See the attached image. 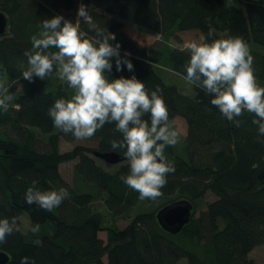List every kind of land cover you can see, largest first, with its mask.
<instances>
[{"label": "trees", "instance_id": "16d2710c", "mask_svg": "<svg viewBox=\"0 0 264 264\" xmlns=\"http://www.w3.org/2000/svg\"><path fill=\"white\" fill-rule=\"evenodd\" d=\"M101 1L111 2L107 11L117 19L89 15L115 35L109 43H119L120 56L133 65L130 72L122 64L118 72L113 58L112 70L105 75L110 80L134 75L149 92L158 85L169 122L180 116L187 125L183 139L186 157H176L170 163L175 172L167 176L162 195L147 201L172 196L176 198L169 202L188 199L193 203L191 219L176 235L163 231L152 212L136 214L123 228L103 227V216L94 207L92 193L76 192L62 178L59 165L77 159L75 175L105 194L104 206L114 220L126 219L139 201V193L119 179L129 172L127 161L108 171L93 155L94 151L123 154V150H113L110 143L121 140L122 134L116 131L115 123H106L94 136L83 140L55 130L48 109L56 99H70L73 89L58 79L55 69L44 80L33 77L32 82L24 80L19 70L21 64L27 67L23 53L31 49V37L41 30L42 21L56 16V8L71 10L74 0H0V11L8 19L7 29L0 36V83L5 85L3 78L8 77L21 80L25 86L19 95L8 88L13 100L7 113L0 110V126L33 128L48 134L47 150H39L33 132L28 130L17 139L0 130L4 134L0 137V219L11 221L15 217L20 229L0 244V251L9 256L5 264H21L22 257L34 264H259L249 257L253 248L264 244V136L252 123L254 115L245 112L237 118L241 125L236 127L211 105L212 97L201 88L191 84L195 92L188 95L165 81L156 67L186 75L183 66L189 53L169 41L179 32L197 30L209 43L239 36L254 58L257 84L264 87V52L250 47L256 44L264 48V0H239L237 4L232 0ZM126 23L145 35L160 36V40L146 43L127 30ZM80 28L89 31L84 22ZM209 29L215 30L211 37ZM143 118L150 122L149 116ZM60 138L72 143V148L60 152ZM165 153L172 154V146ZM33 181L41 191L66 188L69 197L52 211L28 205L24 195ZM208 192L215 200L195 218L194 203ZM21 213L28 215L33 227L50 222L53 232L41 230L28 238L21 230ZM103 230L106 240L99 236ZM178 236L192 243L205 240L202 254L193 250L197 245L191 248L176 242ZM35 240L42 241L41 245H35Z\"/></svg>", "mask_w": 264, "mask_h": 264}, {"label": "clouds", "instance_id": "9594fccd", "mask_svg": "<svg viewBox=\"0 0 264 264\" xmlns=\"http://www.w3.org/2000/svg\"><path fill=\"white\" fill-rule=\"evenodd\" d=\"M77 16L88 25V32L81 30L80 19L73 23L56 15L42 21L41 30L31 37V49L23 53L27 67L19 65L21 76L29 82L33 77L44 80L55 69L58 79L74 90L70 99H56L47 113L53 126L65 135L88 139L106 123H115L122 139L111 141V147L123 150L129 168L119 179L138 192L139 199L155 200L162 195L167 176L175 172L174 166L165 160V149L180 139L179 132L169 123L162 89L157 85L149 92L134 75L108 79L105 73L111 72L113 58L118 72L122 64L130 72L133 65L120 56L119 43L114 46L109 43L115 40V35L101 28L85 5L79 6ZM214 31L209 29L208 36ZM184 50L189 53V59L183 66L186 75L182 78L211 96V105L236 127L241 125L237 118L245 112L253 114L252 123L257 125L258 134L264 136V87L257 84L254 58L243 38L228 36L209 43L201 36L198 41L187 42ZM12 100L8 88L0 83V110L7 113ZM146 115L150 122L143 118ZM36 183L33 181L26 189L24 200L28 205L36 204L42 210L52 211L69 197L66 188L41 191ZM19 230L15 217L11 221L0 219V244ZM39 230V225L32 229L34 233ZM33 243L39 246L42 241ZM21 264H34V261L22 257Z\"/></svg>", "mask_w": 264, "mask_h": 264}, {"label": "rangeland", "instance_id": "374dc122", "mask_svg": "<svg viewBox=\"0 0 264 264\" xmlns=\"http://www.w3.org/2000/svg\"><path fill=\"white\" fill-rule=\"evenodd\" d=\"M235 4L239 2V0H232ZM83 4L85 5L87 11L94 15H106L108 17L116 18V16L110 14L107 11V7L109 5H112L111 2H104L99 0L98 2H94L93 0H74L73 7L71 10H63L61 8H56L55 14L63 16L65 19L76 23L78 19L77 16V9L79 6ZM80 23H83V20L80 19ZM126 29L133 31V35H137L139 39L145 41L146 43L152 42L154 40H160V36H151V35H145L141 32H139L135 27H132L131 24L126 23ZM184 32H179L177 36H172L169 41L171 42L172 45H175L177 47L184 48V45L191 41V40H199L201 37V33L197 30H193L191 32L185 31ZM181 33V34H180ZM200 33V34H199ZM250 47L257 48L259 50H262L264 52L263 47H259L258 45L254 44L251 45ZM156 71L158 74H160L165 81H167L170 84H175L180 90H182L184 93L188 95H193L194 94V88L191 84H189L186 80L182 78V76L178 75L177 73L172 72L169 68L165 66H157ZM4 83L7 88L12 89L13 93L16 95H19L24 92L25 86L24 83L21 80H11L8 77L3 78ZM264 84V81H263ZM74 94V90L71 92ZM15 107V106H14ZM170 125L179 132V143L176 145L172 146L173 148V153L172 154H167L164 153V156L167 160L168 163H172L176 157H186L185 150L183 148V139L186 135L187 132V125L185 120L177 116L174 119H172L170 122ZM1 132H5L10 136H13L17 139H21L23 136V133L25 134L26 132L31 131L33 132V142L36 148L39 150H47L48 144H47V137L48 134H45L39 129H33L29 128L28 130H15L11 128L10 126L6 125H1L0 126ZM55 130H57L55 128ZM4 134L0 133V137H3ZM72 148V143L66 141L64 138H60L59 140V151L60 152H65L68 151ZM76 160L69 161V162H64L59 165V172L62 176V178L71 186H74L76 189V192H91L93 197H94V207L100 211L101 215L103 216V227L107 226H117L118 228H123L125 227L129 221L138 213H155L162 205L168 203L170 200L173 198H176V196L172 197H167L164 199L157 200L155 202H148L147 199L141 200L139 199L138 203L132 208V211L129 214V217L126 219H116L114 220L110 214V212L107 210V208L104 206V196L105 194L96 192L93 185L87 182H84L81 180L77 175L74 173V164L76 163ZM98 163L102 165L105 169L108 171H113L116 166L120 165L121 163L112 165L110 167L106 166V164L103 161L98 160ZM123 163V162H122ZM215 200L214 195L211 193H207L204 198L195 201L194 206H195V211H194V217L197 218L200 215V212L205 210L206 204ZM21 219V224H22V232L28 237L32 238L34 236V232L32 229L34 228L33 225L31 224L29 217L26 213H21L20 215ZM40 230H45L44 232L50 233L53 232V227L50 224V222L45 223L44 225H39ZM99 236L103 239L106 240V233L105 231H101L99 233ZM176 242H179L182 245L191 247V245H197L195 248L193 247V250L199 252L202 254V249L203 246L205 245V240H201L197 243H192L190 241L184 240L183 237L178 236L175 239ZM192 248V247H191ZM249 257L254 259L257 263L259 264H264V244H260L253 248L250 253ZM106 261V257L103 258Z\"/></svg>", "mask_w": 264, "mask_h": 264}, {"label": "water", "instance_id": "95a60500", "mask_svg": "<svg viewBox=\"0 0 264 264\" xmlns=\"http://www.w3.org/2000/svg\"><path fill=\"white\" fill-rule=\"evenodd\" d=\"M7 25V16L4 12L0 11V36L5 33ZM93 155L110 165L126 161L123 154L115 151H94ZM192 210L193 203L191 201L184 198L176 199L160 207L155 212V219L163 231L171 235H176L189 223ZM8 260V254L0 251V264H5Z\"/></svg>", "mask_w": 264, "mask_h": 264}]
</instances>
